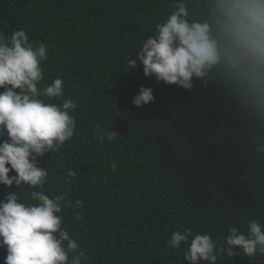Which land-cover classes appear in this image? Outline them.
<instances>
[{
	"label": "trees",
	"instance_id": "1",
	"mask_svg": "<svg viewBox=\"0 0 264 264\" xmlns=\"http://www.w3.org/2000/svg\"><path fill=\"white\" fill-rule=\"evenodd\" d=\"M173 3L0 0V31L24 29L48 46L41 84L60 77L65 89L51 102L77 103L73 138L38 159L48 167L46 194L68 191L73 203L84 201L63 209V226L78 233L90 264H187L183 251L166 247L173 229L223 242L229 227L245 231L249 220H264V92L224 66L206 83L194 78L191 90L145 77L139 61L128 69V54L137 59ZM186 3L192 18L207 10V0ZM141 85L155 100L136 107ZM69 168L77 172L71 183L63 179ZM12 190L0 185V199ZM16 191L24 199L31 189ZM5 256L0 248V264ZM217 264H264V257L222 254Z\"/></svg>",
	"mask_w": 264,
	"mask_h": 264
},
{
	"label": "clouds",
	"instance_id": "2",
	"mask_svg": "<svg viewBox=\"0 0 264 264\" xmlns=\"http://www.w3.org/2000/svg\"><path fill=\"white\" fill-rule=\"evenodd\" d=\"M172 11L154 34L126 57L128 69L140 62L145 77L157 83L193 88L194 78L207 82L209 72L224 66L243 76L264 92V0H207V10L192 18L186 0H174ZM49 59L48 46L33 42L24 29L11 35L0 31V185L8 189L0 199V248L6 250L4 264H90V256L81 249L79 235L64 227L65 207L81 208L83 200L73 203L68 191L49 196L43 190L48 167L38 157L59 150L73 138L77 128L71 115L77 103L64 98L60 77L44 80L43 65ZM150 87L141 85L132 104L142 107L154 102ZM102 143L104 133H93ZM107 139L117 133L107 131ZM117 164H111L115 171ZM11 174L10 173H13ZM77 172L69 168L63 176L71 183ZM31 191L22 199L21 186ZM82 213L75 219L80 220ZM231 226L223 242L209 233L191 228L173 229L166 240L170 251H183L187 264H217L218 257L238 254L255 259L264 257V220H249L245 231Z\"/></svg>",
	"mask_w": 264,
	"mask_h": 264
},
{
	"label": "rangeland",
	"instance_id": "3",
	"mask_svg": "<svg viewBox=\"0 0 264 264\" xmlns=\"http://www.w3.org/2000/svg\"><path fill=\"white\" fill-rule=\"evenodd\" d=\"M262 150L264 151V146L262 147Z\"/></svg>",
	"mask_w": 264,
	"mask_h": 264
}]
</instances>
